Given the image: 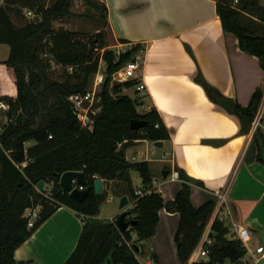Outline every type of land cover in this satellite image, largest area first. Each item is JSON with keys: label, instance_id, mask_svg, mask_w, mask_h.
Instances as JSON below:
<instances>
[{"label": "trees", "instance_id": "trees-1", "mask_svg": "<svg viewBox=\"0 0 264 264\" xmlns=\"http://www.w3.org/2000/svg\"><path fill=\"white\" fill-rule=\"evenodd\" d=\"M70 1L52 0L45 6L43 0H21V6H27L36 17L21 25L11 20L6 5L0 6V44L9 48L2 64L10 71L16 90L12 99L0 96V101L9 104L0 132V264H17L15 249L59 206L71 208L82 219L78 241L64 264H105L107 259L112 264H141L134 244L142 253L141 242L154 234L161 209L178 214L173 240L177 257L181 264H186L203 235L215 202L207 200L194 206L190 201V187L201 183L179 168L176 170L180 188L172 199L165 200L152 185L148 161L126 159L125 150L135 140L169 139L158 111L150 107L138 112L136 106L140 98L124 93L125 89L135 87L138 80L112 82L113 74L142 49V45L136 43L117 53L107 47L106 36L100 31L87 35L62 26L55 28L54 22L69 14ZM233 1L216 0L215 10L222 29L233 33L239 48L255 55L264 71V32H258L259 24L253 20V17L264 20V8L257 0H237L236 4ZM100 15L107 25L103 2H100ZM119 42L126 40L119 39ZM44 53L48 57H43ZM101 60L105 67L99 91L100 109L92 116V128L88 130L81 126L67 98L72 93L87 90L88 80L97 72ZM51 65L62 68L61 79L51 77ZM196 81L210 99L225 100L201 75ZM262 96L263 88L257 86L245 106L234 103L230 112L239 121V133L250 131ZM133 119L143 120L144 125L131 130L129 124ZM252 137L257 145L264 144L260 127H256ZM28 142L33 144L27 146ZM67 170L82 171L84 187L92 186L96 178L104 183L121 184L131 202L125 217L136 223L120 231L115 221L117 215L112 220L96 218L101 202L106 199V190L98 195L91 187L81 201L62 193L59 176ZM132 171L140 176L142 195L134 194ZM39 180L45 184L52 182L48 196L35 188ZM37 204L40 205L39 217L28 228L23 212ZM228 231L223 221L214 218L208 233L212 242L202 245L207 250L206 263L235 261L245 254L244 245L237 237L228 238ZM150 256L155 262L156 256L153 253Z\"/></svg>", "mask_w": 264, "mask_h": 264}, {"label": "crops", "instance_id": "crops-1", "mask_svg": "<svg viewBox=\"0 0 264 264\" xmlns=\"http://www.w3.org/2000/svg\"><path fill=\"white\" fill-rule=\"evenodd\" d=\"M99 1L106 6V28L116 42L114 45H142L137 52L141 61L137 80L144 89L136 93L141 96L137 111L154 107L169 132V139L162 141L160 148L153 146L152 141H133L125 150L126 159L148 161L153 187L165 200L175 196L180 179H164L162 172L167 170L169 174L179 168L201 183L190 187V201L194 206L207 200L215 202L203 235L186 264L207 261L200 254L201 245L216 217L227 225L228 238L236 237L237 229L244 227L249 240L241 258L215 264H264V251L256 235V232L264 234V162L259 159V148L252 137L256 127L264 133V71L258 58L241 50L236 36L222 29L215 10L216 0ZM2 5L8 7L16 25L24 23L25 11L29 8L22 7L21 0H0ZM119 39L126 42L121 43ZM198 75L225 100L242 106L248 103L253 90L262 86L261 103L248 133H239L237 117L222 107V100L215 101L207 96L196 81ZM5 113L0 111V119ZM32 144L28 142L27 146ZM157 149L159 158H151ZM132 172V186L139 189L140 176L136 178L138 184L134 185ZM157 176L162 180L158 181ZM115 184L102 180L103 190L107 191L106 200H115L117 204L108 218L100 217L99 207L97 219L112 220L118 215L121 196L125 195L129 201L122 185ZM130 206L129 201L126 209ZM158 215V224L161 218L166 222L162 234L169 235L167 240H170L178 214L161 209ZM81 228V217L71 208L59 206L15 249L14 258L24 264H64L76 246ZM148 242L151 251L145 254L144 245ZM141 244L142 253L136 254V258L145 264L138 256L143 254L146 264H151L150 255L156 254L160 242L151 236ZM154 264L165 262L156 258ZM171 264L181 263L171 254Z\"/></svg>", "mask_w": 264, "mask_h": 264}, {"label": "rangeland", "instance_id": "rangeland-1", "mask_svg": "<svg viewBox=\"0 0 264 264\" xmlns=\"http://www.w3.org/2000/svg\"><path fill=\"white\" fill-rule=\"evenodd\" d=\"M52 0H43V4L45 6H48L51 3ZM257 4L264 8V0H257ZM69 14L67 16L61 17L59 20L55 21L53 26L56 28L59 25H62L63 27H66L67 29H72L74 31H79L81 33L87 34V35H94L97 32L104 33L105 41L108 44V48L114 50L115 52L120 49L119 47L115 46L116 43L112 37H110L109 32L106 28L104 19L100 15V1L99 0H71L70 6H69ZM19 11H22V9H19ZM26 20H33L35 19V15L32 12L31 15H26ZM262 17H264V11H262ZM25 20V21H26ZM254 21H257L259 24L258 32L262 33L264 32V20H257V18L253 17ZM132 46V45H131ZM124 47H130V46H124ZM8 55V46L6 44H0V95H4L10 99H12L15 96V87L13 82L10 80L9 76V70L6 66L2 64V61L7 58ZM104 67L101 62L99 63L98 69L100 74L103 75L104 80ZM49 74L54 79H61L62 78V68L59 66L51 65L49 69ZM121 77V72L118 71L114 78H112V82L115 81V78ZM94 80V75H92L88 80V85L86 89H91L92 84ZM117 80V79H116ZM103 83V82H102ZM124 93H127L128 95L132 96L133 98H141V96H138L135 92V87H132L130 89L124 90ZM6 117V113H5ZM4 116L0 119V132L5 124V118ZM159 150H155V154L151 155V158H159ZM137 160H140L139 158ZM133 175V184H138L137 179L139 177L138 173L136 171L132 172ZM157 180L161 181L162 179L157 176ZM47 187V190H37L41 193H44L45 196L49 195V192L52 188V182L48 181L45 185ZM108 198V197H107ZM117 202L114 200L112 202L107 201L106 199L101 202L100 204V217L102 218H108L110 214L115 212V205ZM34 207L40 209V205L37 204ZM166 226L165 220L163 218L160 219V224H156L155 231L152 237L154 236V239L156 242H160V248L157 251L156 250V258H159L162 262H165V264H171V254L174 256L175 259L178 260L179 263L180 260L177 257L176 251H175V244L173 240V235L171 236L170 240H167V237L169 238V235L164 236L162 234V229ZM176 229V228H175ZM175 231V230H174ZM151 245L150 242L146 243L144 245V253L148 252ZM141 262L146 264L147 258L145 255H138ZM152 262L151 264H154V260L151 258Z\"/></svg>", "mask_w": 264, "mask_h": 264}, {"label": "built area", "instance_id": "built-area-1", "mask_svg": "<svg viewBox=\"0 0 264 264\" xmlns=\"http://www.w3.org/2000/svg\"><path fill=\"white\" fill-rule=\"evenodd\" d=\"M236 3H237V0H234L233 4H236ZM31 14L32 12L30 10L25 11V15H31ZM124 46L125 45L120 44L118 46L120 49H118L117 53L124 52L126 50ZM43 57H48V55L44 53ZM133 57H134L133 61H131V58H130L118 70L121 72V77L115 78V81L121 82V81H125L128 79H138L137 71L140 67V62H141L140 56L136 53ZM100 62L103 65H105L102 60ZM117 72L113 74L112 78H114ZM102 82H103V75L100 74L99 69H97V72L94 74V80H93L91 89L85 90L84 92L72 93L67 98L68 102L70 103L71 108L73 109L74 113L79 119L81 126L87 128L88 130L92 128V122H93L92 116L95 115L100 109L99 91H100ZM135 88L137 90H143L144 86L141 82H138ZM8 109H9L8 102L0 101V111H7ZM165 179L178 180L179 179L178 171L176 169L172 170L169 174L166 175ZM45 185H44L43 190H47V187ZM77 187L78 189L84 188L83 185H78ZM35 188L37 190L39 189L37 185H35ZM134 194L142 195L140 189H135ZM217 195L219 197L220 194L217 193ZM130 205H131V202H130ZM126 207H125V210H127ZM39 212H40V209L36 207L25 208L23 212V217L26 218L28 228L33 226V223L39 217ZM236 237L241 241L243 245H245L246 242L249 240V234H248L247 229L244 227H240L239 229H237ZM211 242H212V239L209 238L208 236H205L204 240L202 241V245L203 243H206L207 245H209ZM127 245L130 246L131 243H127ZM202 245H201V248H202ZM200 254H202V256H205L207 258V250L202 248L200 251Z\"/></svg>", "mask_w": 264, "mask_h": 264}, {"label": "water", "instance_id": "water-1", "mask_svg": "<svg viewBox=\"0 0 264 264\" xmlns=\"http://www.w3.org/2000/svg\"><path fill=\"white\" fill-rule=\"evenodd\" d=\"M133 60H134V57L131 58V61ZM221 105L225 110L231 111V109L234 106V103L230 100H223L221 102ZM143 125H144L143 120L133 119L130 121L129 127L131 130H136V129L141 128ZM152 144L153 146L157 148H160L163 146L162 141H154L152 142ZM258 148H259L260 158L264 162V144H259ZM167 174H168V171L164 170L162 172V177L165 179ZM84 183H85V175L83 174L82 171L67 170V171H64L59 176V186L62 190V193L71 195L77 201H81L87 195L91 187L93 188L94 192L98 195L103 192L102 179L100 178H96L92 186H87V187H84L83 189H78L77 186L78 185L84 186ZM44 185H45V182L43 180H39L37 182V187L40 190L44 189ZM128 202H129L128 198L125 195L121 196L118 201V209L120 210V213L117 215L115 221H116V226L118 227L120 231H124L136 223L135 220H127L125 217V207L128 205ZM256 235L264 251V234L261 232H256ZM134 248H135L136 253L140 252V248L137 246V244H134ZM17 264H24V262L17 261ZM105 264H112V263L109 259H107ZM199 264H209V263L200 262Z\"/></svg>", "mask_w": 264, "mask_h": 264}]
</instances>
